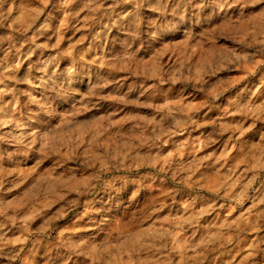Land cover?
<instances>
[{
  "label": "rangeland",
  "instance_id": "1",
  "mask_svg": "<svg viewBox=\"0 0 264 264\" xmlns=\"http://www.w3.org/2000/svg\"><path fill=\"white\" fill-rule=\"evenodd\" d=\"M0 264H264V0H0Z\"/></svg>",
  "mask_w": 264,
  "mask_h": 264
}]
</instances>
